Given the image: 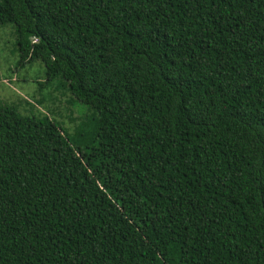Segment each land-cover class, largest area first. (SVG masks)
<instances>
[{"label": "trees", "instance_id": "trees-1", "mask_svg": "<svg viewBox=\"0 0 264 264\" xmlns=\"http://www.w3.org/2000/svg\"><path fill=\"white\" fill-rule=\"evenodd\" d=\"M10 23L78 115L0 104V264H264V0H0Z\"/></svg>", "mask_w": 264, "mask_h": 264}, {"label": "rangeland", "instance_id": "rangeland-1", "mask_svg": "<svg viewBox=\"0 0 264 264\" xmlns=\"http://www.w3.org/2000/svg\"><path fill=\"white\" fill-rule=\"evenodd\" d=\"M16 41L15 25L12 23L0 25V104L16 106L18 112L24 115L46 114L51 119L60 120L66 128L71 129L72 122L68 117L77 116L78 111L70 110L72 107L66 101L69 93L59 91L58 97H52L53 101L47 102V99H43L42 92L51 89V82L45 80L44 66L40 60H34L19 65V68L15 67L19 60ZM53 81L57 84L63 83L59 77ZM51 106H53L52 112L47 109ZM79 107L80 105L77 106Z\"/></svg>", "mask_w": 264, "mask_h": 264}, {"label": "clouds", "instance_id": "clouds-1", "mask_svg": "<svg viewBox=\"0 0 264 264\" xmlns=\"http://www.w3.org/2000/svg\"><path fill=\"white\" fill-rule=\"evenodd\" d=\"M31 39H32L33 41H36V38H35V37H32ZM45 80H46V77H45Z\"/></svg>", "mask_w": 264, "mask_h": 264}]
</instances>
